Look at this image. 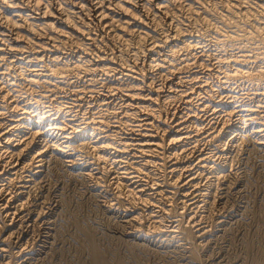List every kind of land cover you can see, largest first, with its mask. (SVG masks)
I'll return each instance as SVG.
<instances>
[{"label": "bare ground", "instance_id": "1", "mask_svg": "<svg viewBox=\"0 0 264 264\" xmlns=\"http://www.w3.org/2000/svg\"><path fill=\"white\" fill-rule=\"evenodd\" d=\"M248 143L264 153V0H0V264L50 254L57 173L129 248L194 256Z\"/></svg>", "mask_w": 264, "mask_h": 264}, {"label": "rangeland", "instance_id": "2", "mask_svg": "<svg viewBox=\"0 0 264 264\" xmlns=\"http://www.w3.org/2000/svg\"><path fill=\"white\" fill-rule=\"evenodd\" d=\"M252 150L253 148L250 146V143L245 144L244 149L239 153L240 156L236 155V157L234 156V147L232 148V159H234L233 163L235 162L234 165H236H233L235 180H232L233 183L231 184L232 186H230V188L232 187L233 189L231 188L223 195L222 204L219 206V209L222 211H220V214L223 216L224 213L225 216L223 217L224 223H212V226H210L212 235L208 239L196 242L191 241L187 245L190 251L195 254L194 256L190 255L188 252L184 253L182 248L173 249L172 247L164 248L162 246H150V248H146V250L129 248L127 238L123 235L125 227L119 224L121 227L119 228L117 225L119 222H117V219H114L115 217L113 214L111 216L110 212L103 211V209L97 205L99 202L96 198H93L91 195L89 196L79 181L72 179L66 174L63 176L62 173L60 175L59 173L53 175V179L49 177L45 182L41 197L46 206L53 203V211H49L48 215L53 214L49 215L51 217L50 221L52 220L49 226L51 230L53 229L51 233L52 236L53 234L55 235V238L52 237L51 240H49L51 243L49 242L47 244V246L50 247L47 249V253L50 254H47V256L43 255L41 260L39 259L32 264H91L88 247L85 245L80 227H78L81 223L91 228L89 229L93 237H95V241L97 242L98 239L97 244L105 253L104 258L108 261L110 260L109 262L112 264L117 260L123 261L122 264H264V153L260 150V152L257 151V149L251 152ZM46 211L48 210L46 209ZM113 222L116 224L113 225ZM72 237L74 239H72ZM122 237L123 239H121ZM55 239L56 241H54ZM126 244L128 247H126ZM58 247L60 249H58ZM192 247H194V249ZM142 250L145 252L144 254H142L143 252L141 253ZM135 251L137 255L134 254ZM139 254L142 255L140 256ZM88 261H90V263Z\"/></svg>", "mask_w": 264, "mask_h": 264}]
</instances>
